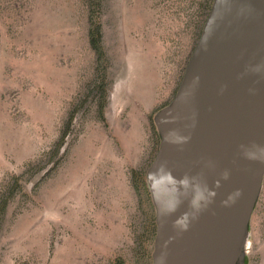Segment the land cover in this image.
I'll use <instances>...</instances> for the list:
<instances>
[{
    "label": "rangeland",
    "instance_id": "1",
    "mask_svg": "<svg viewBox=\"0 0 264 264\" xmlns=\"http://www.w3.org/2000/svg\"><path fill=\"white\" fill-rule=\"evenodd\" d=\"M212 4L0 0V264H153L155 118ZM240 264H264V178Z\"/></svg>",
    "mask_w": 264,
    "mask_h": 264
},
{
    "label": "water",
    "instance_id": "2",
    "mask_svg": "<svg viewBox=\"0 0 264 264\" xmlns=\"http://www.w3.org/2000/svg\"><path fill=\"white\" fill-rule=\"evenodd\" d=\"M155 123L153 264H240L264 178V0H213Z\"/></svg>",
    "mask_w": 264,
    "mask_h": 264
},
{
    "label": "trees",
    "instance_id": "3",
    "mask_svg": "<svg viewBox=\"0 0 264 264\" xmlns=\"http://www.w3.org/2000/svg\"><path fill=\"white\" fill-rule=\"evenodd\" d=\"M95 3L96 8L102 6L103 0H90ZM102 24L91 22L89 25V43L91 47L100 55L104 56L103 46H102Z\"/></svg>",
    "mask_w": 264,
    "mask_h": 264
}]
</instances>
